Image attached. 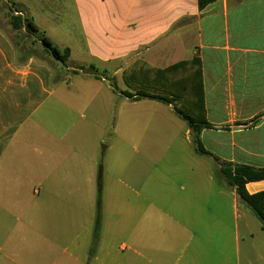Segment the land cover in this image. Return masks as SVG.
<instances>
[{
  "label": "crops",
  "instance_id": "1",
  "mask_svg": "<svg viewBox=\"0 0 264 264\" xmlns=\"http://www.w3.org/2000/svg\"><path fill=\"white\" fill-rule=\"evenodd\" d=\"M40 1L20 4L39 29L48 14L56 23L63 8ZM71 2L87 49L74 61L67 47L72 66L97 62L116 78L130 68L200 60L212 125L201 141L212 156L196 153L186 124L195 156L209 159L193 162L203 175L191 167L165 203L154 194L106 191L103 166L79 141V98L65 97V89L58 95L51 64L19 63L0 27V264H264V228L219 175L225 161L264 168L249 135H264V0H218L204 9L198 0ZM246 189L264 191V180ZM108 201L119 202L105 210Z\"/></svg>",
  "mask_w": 264,
  "mask_h": 264
},
{
  "label": "rangeland",
  "instance_id": "2",
  "mask_svg": "<svg viewBox=\"0 0 264 264\" xmlns=\"http://www.w3.org/2000/svg\"><path fill=\"white\" fill-rule=\"evenodd\" d=\"M3 1L5 0H0V27L11 40H22L26 46H30V49H35L37 54H40L42 47L39 44L32 46L33 40L27 38L23 31L13 30L10 25L9 11ZM10 1L19 10H21V3L31 6L32 2H37V0ZM71 1L56 0L54 4L62 2L63 6L59 16H56L57 22L48 20L49 17H54L55 13L48 14V18L43 17L41 21L46 23H43L44 27H41L40 31L47 39L53 37L55 41L52 42L60 49L73 47L72 59L78 61V53L83 55L87 49L79 37L80 23ZM50 64L54 70V83L58 95H63L62 91L65 89V97L71 98L75 93V98H79V108L76 110L79 119V141L88 145L90 154L95 155L96 162L103 166L106 191L154 194L159 202L165 203L169 194L180 192V184L175 181L189 174L188 171L191 170L195 160L209 161L206 157L195 156L193 146L189 144L186 135L187 123L163 102L147 98L136 101L138 96L127 97L125 93L136 95L138 93L131 87V83L126 81L131 68L125 73L117 72L116 78H112L97 62L93 63L92 68H90L91 65L72 66L73 62L69 61L66 65L56 61H51ZM93 73L100 78H95ZM104 75L108 77L110 84L119 85L116 92L113 91V93L104 82ZM70 83L73 86H67ZM143 89L161 93L153 88ZM117 92L118 94H115ZM252 105L256 109L260 106ZM64 113L67 111L64 110ZM65 117L63 120L66 122ZM249 135H254L256 138L255 143H250L255 152L264 153L263 129L251 132ZM192 171L191 173L195 175L198 174L197 171L204 174L200 167L196 169L192 167ZM200 186L203 185H189L194 189ZM134 201L133 198L124 201L125 206H130ZM111 202H106L105 210L112 207ZM244 206L257 223L261 224L253 211L246 204Z\"/></svg>",
  "mask_w": 264,
  "mask_h": 264
},
{
  "label": "trees",
  "instance_id": "3",
  "mask_svg": "<svg viewBox=\"0 0 264 264\" xmlns=\"http://www.w3.org/2000/svg\"><path fill=\"white\" fill-rule=\"evenodd\" d=\"M216 1L218 0H198L199 8L204 9ZM3 2L9 11L10 25L13 30L23 31L27 38L33 40L32 46L39 44L42 47V52L37 54L35 49H30V46H26L22 40H12L17 50L19 63H25L29 58L35 57L49 65L51 61H56L61 65L67 64L71 55L69 48L60 49L55 46L50 39L43 36L40 29L33 23V20L23 16L21 11L16 9L10 0ZM48 58L51 61H48ZM90 68H92V65ZM92 75L95 78H100L95 73ZM128 76L126 77L127 83H131V87L138 93L137 95L125 93L127 97H150L172 104L176 113L191 129L196 153L212 156V153L204 148L201 141L202 131L212 128V125L206 118L203 73L201 62L198 58L182 61L165 69L151 66L145 67L141 70L131 71ZM112 88L114 91L117 90L114 85ZM139 88L141 90L138 91L137 89ZM143 88H153L161 93L158 94L149 90L144 91ZM219 175L225 179L230 187L236 188L241 201L253 211L264 228V191L250 194L246 189L248 183L264 180V168L225 161L219 168Z\"/></svg>",
  "mask_w": 264,
  "mask_h": 264
}]
</instances>
